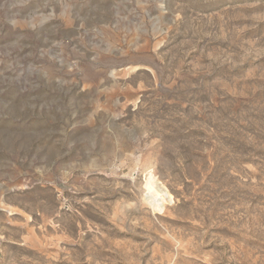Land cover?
Wrapping results in <instances>:
<instances>
[{"label":"rangeland","instance_id":"obj_1","mask_svg":"<svg viewBox=\"0 0 264 264\" xmlns=\"http://www.w3.org/2000/svg\"><path fill=\"white\" fill-rule=\"evenodd\" d=\"M0 264H264V0H0Z\"/></svg>","mask_w":264,"mask_h":264},{"label":"bare ground","instance_id":"obj_2","mask_svg":"<svg viewBox=\"0 0 264 264\" xmlns=\"http://www.w3.org/2000/svg\"><path fill=\"white\" fill-rule=\"evenodd\" d=\"M148 199L153 202L154 204H157L160 206L162 202H170L172 200V197L168 190L163 187L159 182L156 180L152 181V191L148 196Z\"/></svg>","mask_w":264,"mask_h":264}]
</instances>
